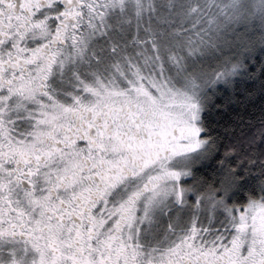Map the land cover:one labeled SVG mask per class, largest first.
I'll use <instances>...</instances> for the list:
<instances>
[{"label": "snow or ice", "instance_id": "6c2138e0", "mask_svg": "<svg viewBox=\"0 0 264 264\" xmlns=\"http://www.w3.org/2000/svg\"><path fill=\"white\" fill-rule=\"evenodd\" d=\"M0 264H264V0H0Z\"/></svg>", "mask_w": 264, "mask_h": 264}]
</instances>
